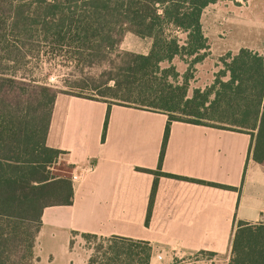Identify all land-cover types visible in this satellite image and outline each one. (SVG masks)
Masks as SVG:
<instances>
[{
  "label": "trees",
  "instance_id": "obj_1",
  "mask_svg": "<svg viewBox=\"0 0 264 264\" xmlns=\"http://www.w3.org/2000/svg\"><path fill=\"white\" fill-rule=\"evenodd\" d=\"M213 2L0 0V264H32L42 210L73 200L72 181L51 171L61 152L45 145L55 96L64 92L21 73L45 49L69 50L77 66L107 64L100 81L74 85L94 93L70 95L167 115L159 163L169 124L179 121L249 134L253 158L264 164V53L240 49L224 64L228 79L218 77L211 90H195L191 98L174 67L160 66L205 49L201 15ZM126 32L151 41L146 55L118 50ZM176 32L185 34L182 44ZM107 238L113 246L87 264H149L147 242ZM230 245L227 264H264V223L239 222Z\"/></svg>",
  "mask_w": 264,
  "mask_h": 264
},
{
  "label": "crops",
  "instance_id": "obj_2",
  "mask_svg": "<svg viewBox=\"0 0 264 264\" xmlns=\"http://www.w3.org/2000/svg\"><path fill=\"white\" fill-rule=\"evenodd\" d=\"M167 121L160 112L57 93L45 145L81 177L70 205L42 210L38 262L45 251L50 263L86 264L70 250L76 234L147 242L149 264L197 253L229 259L237 224L264 220V164L253 158L249 134L179 121L169 124L159 163Z\"/></svg>",
  "mask_w": 264,
  "mask_h": 264
},
{
  "label": "rangeland",
  "instance_id": "obj_3",
  "mask_svg": "<svg viewBox=\"0 0 264 264\" xmlns=\"http://www.w3.org/2000/svg\"><path fill=\"white\" fill-rule=\"evenodd\" d=\"M201 28L206 40L205 49L193 56H175L160 65L161 68L174 67L178 74L177 82L187 83L188 98L192 97L195 90L201 92L211 90L218 77L226 81L228 75L224 76L226 74L224 64L238 53V49L246 48L258 54L264 53V0H214L202 11ZM175 34L182 44L185 34L182 32ZM150 45L149 39H142L126 32L118 50L143 54L148 52ZM230 47L233 48L232 51L227 50ZM68 52L69 50L49 52L45 49L39 59L29 60L30 63L22 68L21 73L26 78L33 79L36 84L48 86L57 92L94 93L88 89L79 90L74 85L85 83L89 79L100 81L101 73L108 69L107 64H97L92 67L77 66L68 59L70 56ZM30 96L32 97L31 93ZM26 98V95L22 96V100H27ZM57 163L51 168L53 175L70 179L71 174L68 173L66 166ZM259 222L264 223V220L256 223ZM113 244V240L107 237L86 238L76 234L73 235L70 250L87 257V264L89 260H100ZM34 251L36 252L35 249ZM34 256L36 260L32 264H54L50 263L45 251L41 253L39 262L36 253ZM228 261L225 256L197 253L185 255L174 264H227Z\"/></svg>",
  "mask_w": 264,
  "mask_h": 264
},
{
  "label": "built area",
  "instance_id": "obj_4",
  "mask_svg": "<svg viewBox=\"0 0 264 264\" xmlns=\"http://www.w3.org/2000/svg\"><path fill=\"white\" fill-rule=\"evenodd\" d=\"M90 169H91V166H88V168H86L87 171ZM83 171H85V170H83ZM80 177H81V173H72L70 180L75 181V180H78ZM158 259H160V256H158Z\"/></svg>",
  "mask_w": 264,
  "mask_h": 264
}]
</instances>
